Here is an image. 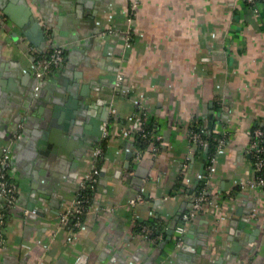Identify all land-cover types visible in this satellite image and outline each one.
<instances>
[{"label": "crops", "instance_id": "1", "mask_svg": "<svg viewBox=\"0 0 264 264\" xmlns=\"http://www.w3.org/2000/svg\"><path fill=\"white\" fill-rule=\"evenodd\" d=\"M130 1L0 0V153L10 150L17 193L0 264H264V190L248 184L247 152L249 130L264 125V2L138 0L129 18ZM54 47L62 62L36 77L34 57ZM211 104V129L228 136L205 172L189 129L195 120L207 129ZM66 105L83 137L37 154ZM105 107L88 210L78 226L62 223ZM141 107L157 136L142 151ZM200 180L212 203L180 222ZM137 192L144 200L133 205ZM156 219L184 226L179 245L174 232L151 241L138 231Z\"/></svg>", "mask_w": 264, "mask_h": 264}, {"label": "built area", "instance_id": "2", "mask_svg": "<svg viewBox=\"0 0 264 264\" xmlns=\"http://www.w3.org/2000/svg\"><path fill=\"white\" fill-rule=\"evenodd\" d=\"M249 5H255L256 3L260 2V0H243ZM138 0H131L129 7H128V17L131 18L134 14L136 9ZM128 33V32H127ZM128 44V43H127ZM63 60V48L62 47H54L47 55H40L38 57H34L33 59V68L36 77L42 76L44 70L47 67H54L59 65ZM123 74L118 72L115 75L113 87L119 88L123 81ZM141 109V118L142 122L145 121L146 112L143 107ZM109 120L105 119L100 122V135L93 146V155L91 160V169L85 174V177L75 193V198L71 205L66 208L59 216L60 222H70L73 226H78L81 223L82 216L87 212L91 195L88 193L93 192L95 188V184L99 174V165L98 162L102 157L104 151L103 142L107 136V128H108ZM201 131L205 133L206 129L204 126L201 127ZM143 136L145 132L141 129L140 132ZM220 136L217 138L216 143V150L221 147L226 139H227V132L221 131L219 132ZM156 138V134H154ZM191 136L189 135V138ZM197 142L204 143L201 136H198ZM196 145V142H193ZM205 144V143H204ZM247 152L249 154V158L251 161V165L254 171L253 177L248 181V184L254 187H260L264 190V125L255 124L249 130V138L247 142ZM140 151L135 154L137 157ZM214 154L211 156L210 161L207 162V156L204 163L203 170L208 172L212 165ZM9 158H10V150L7 146L2 148L0 153V197L2 198V206L0 207V245L4 243L5 236H4V224H5V213L8 208L13 207L17 202V193H16V184L13 182L11 177L8 174V165H9ZM92 194V193H91ZM192 204L193 207L183 212L180 215V222L188 221L191 216L196 214L197 212L201 211L206 204L212 203L211 195L208 193L206 189V181H204V186L198 191L191 194ZM144 197L142 194L137 192L131 198V202L134 205L138 201H143ZM31 212H35V209H30ZM167 228V225H164V229ZM146 236H148L149 229L144 226L142 229ZM175 237L178 239L182 233L184 232V226L181 223H178L174 226L173 229ZM151 241L156 240L154 237H150ZM160 238L158 235L157 239ZM156 242V241H155Z\"/></svg>", "mask_w": 264, "mask_h": 264}, {"label": "water", "instance_id": "3", "mask_svg": "<svg viewBox=\"0 0 264 264\" xmlns=\"http://www.w3.org/2000/svg\"><path fill=\"white\" fill-rule=\"evenodd\" d=\"M0 5H1V3H0ZM114 78H115V76H114ZM66 100L69 101V98H66ZM106 108L107 107H105V110L102 112L99 120L97 121V125H96L97 131L95 132V134H93V135L98 134L96 140L98 139V137L100 135V122L103 121L107 115L108 108L107 109ZM61 113H63V114L60 115V113H59L57 121L54 122L55 125L56 124L58 125V128L55 129V127L52 126L50 135H49V133H48V135H43L42 139L39 140L40 141V143H38L39 146L36 147L37 154L47 155L49 149L54 150V145L66 144V141H68L69 138H72L73 135H75V134L76 135L81 134L82 135L81 137H83L84 132H82V133L78 132V131H80L79 130L80 122H79V119L76 115L77 111L73 110V105H66L63 109V112H61ZM212 121H213V108H212V104H211L209 107V112L207 114L208 124H207V129L205 131L206 134L211 131ZM48 127H51L50 124ZM67 132H68V134H67ZM63 133H66V134H63ZM96 140L94 141V144H95ZM206 150H207V144L204 145V150L202 153V161L200 164V170H203V167H204V163L206 160ZM142 178H143V176L140 175V178H139L140 180L138 182L137 187L141 183L140 181L142 180ZM133 196H134V194L131 196V198ZM29 209H33V208H29ZM174 226H175V224H168L167 225L165 233L166 234L168 233L169 237H170V234H172V232H173ZM182 237H183V233L178 239L175 237L176 245L180 244Z\"/></svg>", "mask_w": 264, "mask_h": 264}, {"label": "trees", "instance_id": "4", "mask_svg": "<svg viewBox=\"0 0 264 264\" xmlns=\"http://www.w3.org/2000/svg\"><path fill=\"white\" fill-rule=\"evenodd\" d=\"M260 1L264 2V0H260ZM242 2L246 3L243 0H242ZM202 126L203 125L201 124V122L199 120H195L191 123L190 129H189L190 130L189 135L191 136L190 141L196 142L194 151L197 155H199V154L201 155L203 153L204 145L207 144L206 156H207V162H209L211 156L216 151L217 138H218V136H220V134H219V132H217L213 128L211 129V131L209 133L206 134L203 131H201ZM141 129L145 132L144 136L140 133ZM154 134H155V129H154V127H152L151 123H149L148 121L147 122L143 121L140 129L138 130V132L136 134V138H135L136 139L135 145H136L137 149L142 151V150L147 149L149 144H151V143L153 145L156 144L157 140L154 137ZM198 136H201V138L205 144L196 141L198 139ZM203 186H204V180H200L197 183V185L195 186L193 193L198 192ZM91 193L92 192H90L88 194L91 195ZM156 220L152 221L149 224L148 223L139 224L138 225V231L142 232L144 234L145 232L142 229L144 226H146L150 230L148 233V236L154 237L156 239H157L158 235H160V237H164L165 230H166V229H164V225L166 226V224H164L162 222H158V220L157 221Z\"/></svg>", "mask_w": 264, "mask_h": 264}]
</instances>
